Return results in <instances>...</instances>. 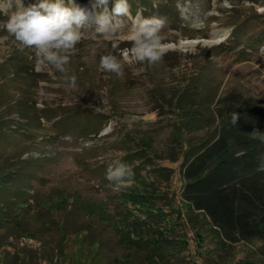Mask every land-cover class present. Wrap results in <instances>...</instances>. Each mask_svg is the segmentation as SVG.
<instances>
[{
	"label": "rangeland",
	"instance_id": "1",
	"mask_svg": "<svg viewBox=\"0 0 264 264\" xmlns=\"http://www.w3.org/2000/svg\"><path fill=\"white\" fill-rule=\"evenodd\" d=\"M254 1L153 0V12L145 14L140 6L135 14L116 17L122 26L107 33L90 21L66 66L67 75L76 76L75 87L49 69L29 79L28 103L37 100L46 110L31 123L17 115L9 119L19 125L0 123V176L7 180L0 185V264H119L128 254L131 264H148L145 252L123 242L140 236L149 242L178 240L170 264H264L258 240L221 249L211 236L199 243L180 198L181 120L195 112L183 129L197 144L216 133L217 111L233 97L264 110V4ZM21 2L28 6L36 0ZM75 2L92 10L95 0ZM8 4L0 0L5 16L0 36H8L0 45V64L19 47L5 29L18 6L15 0ZM138 13L163 18L164 42L175 50L151 66L125 65L121 76L101 71V56L119 57L131 48L127 31ZM18 51L34 61L32 50ZM140 67L145 71L135 75L133 68ZM19 87L7 81L2 92L18 99L24 92ZM4 114L0 109V117ZM117 160L133 173L132 184L119 190L106 178ZM133 190L144 207L159 195L152 213L160 222L131 234L134 213L141 211Z\"/></svg>",
	"mask_w": 264,
	"mask_h": 264
},
{
	"label": "trees",
	"instance_id": "2",
	"mask_svg": "<svg viewBox=\"0 0 264 264\" xmlns=\"http://www.w3.org/2000/svg\"><path fill=\"white\" fill-rule=\"evenodd\" d=\"M109 3L112 8L114 0H109ZM128 3L132 14L137 13L140 6L145 8V14L148 10L153 12L157 9L153 0H128ZM263 4L264 0L258 5ZM171 7L180 22L178 23L181 24L177 6L173 4ZM4 18L0 9V22ZM259 46L262 47L263 43H259ZM19 49L14 47L11 54L0 64V109L2 114L5 113L0 117L2 125H9L11 122L19 125L17 120L9 119L10 115H17L21 122L31 123L46 110L36 106L37 100L32 104L28 103L26 90L29 79L37 80L42 74L35 71L33 59L29 62L28 55L23 57L22 53H18ZM32 55L34 57V53ZM7 81L21 84L19 90L24 92L20 94V98L13 100L5 91L2 92ZM217 112L220 122L215 127L216 133L197 144H192L184 132V129L193 123L192 115L194 116L195 112H190L189 120L182 119L180 122L182 132L179 134V143L184 156L180 198L186 210L185 218L192 224L191 228L195 231L199 243L211 236L218 249H221L225 244L233 246L258 240L262 242L260 252L264 257V171L258 170L261 163H264V142L250 136L254 129L264 132V110L253 101L236 96ZM233 113L239 114L236 125L231 123ZM6 182V178L0 176V185ZM130 195L132 199L136 198L141 211L134 213L129 233L132 234V229L149 230L151 224L160 222L159 216L154 215L157 213L155 210L158 207L155 205L159 195L155 194L151 204H145L146 207L143 206V197L141 198L140 194L133 190ZM148 206L149 210L143 219L140 214L142 215V210L148 209ZM197 217L200 218L198 224L195 223ZM2 218L0 217V220ZM126 238L123 240L125 245L127 243L126 246L137 247L145 252L148 264H170V259L175 258L178 251V240L175 238L166 237L153 242L143 239L142 236L137 237L138 239L131 237L130 241H126ZM128 255L119 261V264H131ZM252 262L246 261L245 264Z\"/></svg>",
	"mask_w": 264,
	"mask_h": 264
},
{
	"label": "clouds",
	"instance_id": "3",
	"mask_svg": "<svg viewBox=\"0 0 264 264\" xmlns=\"http://www.w3.org/2000/svg\"><path fill=\"white\" fill-rule=\"evenodd\" d=\"M15 3L18 7L8 15L5 23L7 33L14 37L22 50L33 51L35 71L54 70L62 75L69 87H75L76 76L67 75L66 66L84 38L83 27L91 21L99 32L107 33L114 26H122V21L116 17L131 15L128 0H114L111 10L108 8L109 0H95L92 10L81 7L75 0H67V3L65 0H36L28 6H24L21 0H15ZM10 5L11 0L5 7ZM164 26L163 18L144 17L138 13L127 31L131 48L124 49L119 57L111 53L101 56L99 69L121 76L125 65L151 66L158 63L170 50H175L164 42ZM7 40L8 36H0V45ZM143 71V67L133 68L135 75ZM238 119L239 114L233 113L231 123L236 125ZM250 136L264 142V132L258 129H254ZM258 170L264 171V163ZM132 175L131 169L119 160L109 165L106 172V178L116 185L117 190L130 186Z\"/></svg>",
	"mask_w": 264,
	"mask_h": 264
}]
</instances>
